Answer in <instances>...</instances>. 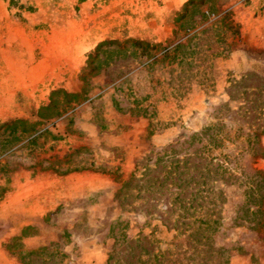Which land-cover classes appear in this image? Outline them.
Returning <instances> with one entry per match:
<instances>
[{
  "label": "rangeland",
  "instance_id": "obj_1",
  "mask_svg": "<svg viewBox=\"0 0 264 264\" xmlns=\"http://www.w3.org/2000/svg\"><path fill=\"white\" fill-rule=\"evenodd\" d=\"M19 94L57 114L0 134V264H124L191 215L217 219L211 264H264L242 210L264 191V0H0V123L36 119Z\"/></svg>",
  "mask_w": 264,
  "mask_h": 264
},
{
  "label": "trees",
  "instance_id": "obj_2",
  "mask_svg": "<svg viewBox=\"0 0 264 264\" xmlns=\"http://www.w3.org/2000/svg\"><path fill=\"white\" fill-rule=\"evenodd\" d=\"M194 3V0H189V3ZM187 5V4H186ZM109 43V42H107ZM134 44H140L141 41H132ZM104 44V43H103ZM101 44L95 52L98 53L99 48L103 45ZM110 44V43H109ZM179 45H182V43L178 42L175 46V49L179 47ZM95 54L93 53L92 57ZM90 55H88L89 60ZM90 64V60L87 62V66ZM58 93H62L64 97L66 98V102L71 101L72 99H75L79 96V94H72L68 93L67 91H64L62 89L54 90L51 93V96L57 95ZM19 101L27 103V98L23 97V95H18ZM56 102L54 99H50V102L47 105L35 107L34 105H31L30 107H26L28 109L31 116H35L36 119L33 122H30L28 119L24 118H13L8 119L2 123H0V134H3L5 132L8 133V135H11V138H14L16 140L22 138L25 134H28L30 136H34L36 133H38L41 129L37 127L38 125H45L51 124L54 122L55 118H52L53 115L56 116L57 114V107ZM19 131V132H18ZM18 132V133H17ZM29 136V137H30ZM6 144V143H5ZM5 150H10L9 147L6 149L4 148L3 152H6ZM264 152V151H263ZM255 182L258 181H264V172L262 171H256L255 174ZM246 195L248 199L252 202H256L259 200V203H256L255 209H250L249 207L243 208L242 210H245L248 214V217L250 218L252 216L253 222H254V228H256L258 231L261 230V228L264 227V191L261 192L257 186L249 185ZM183 209L187 210L188 212H197V209L195 207H191L188 203L185 206L183 205ZM260 216V218H259ZM194 218V224L191 223L188 226H191L190 228L193 229V232L187 235L186 241L184 243L181 242H171L172 245L171 249H165L161 250L160 247L156 248V251L152 250H145L146 248L143 247V241L145 237H138L135 239V245L130 246V259L131 257H135L134 261L127 260L124 264H211L213 261V258L215 257L214 253L219 254L220 249H214V247L208 242L210 240L207 233H213L214 230V224L218 223L217 219H210L207 217L202 216H193ZM177 232L178 229H176ZM204 232L206 235L197 237V233ZM206 240L207 242L205 243ZM152 241H156L153 239ZM139 248L144 250L145 255L138 254L135 255V249ZM31 254H38V252H33ZM113 254V253H112ZM121 264V261L113 254L110 255L109 262L107 264ZM222 263L224 261L221 260ZM221 263V264H222Z\"/></svg>",
  "mask_w": 264,
  "mask_h": 264
},
{
  "label": "crops",
  "instance_id": "obj_3",
  "mask_svg": "<svg viewBox=\"0 0 264 264\" xmlns=\"http://www.w3.org/2000/svg\"><path fill=\"white\" fill-rule=\"evenodd\" d=\"M42 177H43L42 175L41 176H35L33 178V180H27L26 182H27V186L28 187H27V193L26 194L29 197H21V198H23L24 200L27 199L28 201L33 200V195H36L37 192L41 190V185L40 184H41V181L43 180ZM33 201H35V200H33ZM26 224H28V223H26ZM20 228H22V226ZM9 229L11 231L13 230V228H11V227ZM14 234H15V231L13 233H9V236H12ZM0 235H3V237L5 238V236H7L8 234L6 235V233L4 231ZM29 240H31V241H34L35 240V244H40L41 243V240H40V237L39 236L32 237Z\"/></svg>",
  "mask_w": 264,
  "mask_h": 264
}]
</instances>
